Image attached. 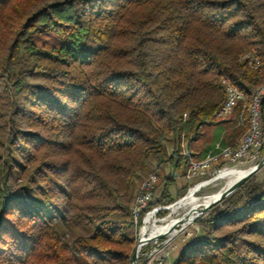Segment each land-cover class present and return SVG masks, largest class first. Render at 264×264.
Segmentation results:
<instances>
[{
    "label": "trees",
    "instance_id": "16d2710c",
    "mask_svg": "<svg viewBox=\"0 0 264 264\" xmlns=\"http://www.w3.org/2000/svg\"><path fill=\"white\" fill-rule=\"evenodd\" d=\"M223 80L246 97L264 83V0H0V264H131L139 183L168 165L153 204L175 201L183 145L225 130ZM250 180L173 264H264Z\"/></svg>",
    "mask_w": 264,
    "mask_h": 264
},
{
    "label": "built area",
    "instance_id": "2783aa9c",
    "mask_svg": "<svg viewBox=\"0 0 264 264\" xmlns=\"http://www.w3.org/2000/svg\"><path fill=\"white\" fill-rule=\"evenodd\" d=\"M252 68L257 69L261 65L259 58L246 55ZM225 99L217 112V119L223 120L231 115L234 109L240 105L241 113L238 124H243L247 120V129L240 139L233 145H223L217 142L208 151L203 159L195 160L193 152L188 146H184L183 155L190 159L186 179L191 180L212 170L213 173L222 169L241 163L244 159L258 153L264 146V127L261 123V104L264 101V83L257 86L249 97L231 84L223 80ZM158 182V175L155 172L146 176L139 185L134 202L132 204V222L134 225L138 264H163V256L159 253L158 246L162 243V238L167 241L177 235V228L168 230L159 237L163 231H157V227L168 223V216H162V212L169 210V205H152L154 200V189ZM166 241V242H167Z\"/></svg>",
    "mask_w": 264,
    "mask_h": 264
},
{
    "label": "rangeland",
    "instance_id": "374dc122",
    "mask_svg": "<svg viewBox=\"0 0 264 264\" xmlns=\"http://www.w3.org/2000/svg\"><path fill=\"white\" fill-rule=\"evenodd\" d=\"M44 38L47 39L48 43L50 44L56 42V40L52 38L51 36H44ZM236 113H237V110H234L233 113L229 115L226 119L220 120L226 123V125L229 127L231 126V124L233 125L232 128L230 127L228 133L230 134V136L233 138V141L235 142H237L242 136V134L245 132L243 125L234 126ZM219 127H220L219 121L216 125L206 127L204 129L202 137L198 141L193 142L192 147H190V149L192 148V150L201 152L206 146H208L211 143L212 136L213 137L219 136L221 132ZM162 141L165 147L167 148L168 153L170 154L172 151V142L168 140V138H163ZM262 155H264V153H261L260 151L257 154L253 153L251 157L244 159L241 163L231 165L229 166V168H237V169L250 168L251 166L257 164L261 160ZM195 160H199V159L196 157ZM170 171H171V168L168 165L157 166V163L155 161L151 163L150 172H155L158 175V182L154 189L153 202L155 201V199L159 198L162 192L164 176L168 175ZM224 171L225 170L221 172H224ZM219 172L220 171L213 173L212 170H209L208 173L204 174L203 176H200V177H197L191 180H187L186 178L185 179L177 178L176 182L170 187V193H171V196L175 199L173 203L175 204L177 201L178 202L175 204V207L172 210L169 209V210H165L162 212V216H168L170 214L167 220L168 223L166 225L170 223H174L178 218L183 216V213H184V211L182 210L183 203H180L179 200L183 196H185L188 193V190L190 188L192 189L194 185L197 186L203 181L213 179L208 184L203 186L199 191L191 194L188 198H186L185 202L191 201L196 196L217 193L224 186V183H225L223 179L218 178V175L221 173ZM250 179H251L250 180L251 183H254V184L264 183V166H262ZM183 187H187V190L185 191L183 196L178 198V196L182 193ZM153 202H152V205H155L153 204ZM228 205L233 206L235 208H240L242 206L241 203H237L234 205L227 203V204L218 205L217 209L221 210L223 208H226ZM201 216L203 217L204 220L209 217L208 214H205V215L203 214ZM178 230L179 232L177 233V235H175L171 240L167 241L166 238H162V243H160V245L158 246L159 253L163 256V264H173V262L176 260V258L180 255V253L184 249L193 245L199 239V237L206 236L203 225L196 223V221L191 222L185 227L179 226Z\"/></svg>",
    "mask_w": 264,
    "mask_h": 264
},
{
    "label": "bare ground",
    "instance_id": "6f19581e",
    "mask_svg": "<svg viewBox=\"0 0 264 264\" xmlns=\"http://www.w3.org/2000/svg\"><path fill=\"white\" fill-rule=\"evenodd\" d=\"M251 167H253V166H251ZM250 168L237 169V168H229V166H228V167L222 169L221 171H223V170H225V171L224 172L220 171L221 173L219 172L220 174L218 173L219 175L218 174L217 175H218V178L223 179L225 183H224V186L217 193H215V194H207V195L204 194V195H201V196H196L191 201L185 202L186 198H188L191 194L199 191L203 186L208 184L213 179H209V180L203 181L202 183H200L197 186L194 185L195 186V187L193 186L194 188L193 187H192V189L190 188L188 194L184 198L179 200L180 203H183L182 210L184 211L183 217L185 219V221L182 224V226L185 227L186 225L190 224L192 222L193 217L196 214V211H198L201 206H204V205L208 204L209 202H211L218 195V193H220L223 189L228 187L236 179L240 178L242 175L247 173V171ZM178 219L174 223H170L168 225L157 227V231H163V230L167 229L168 227H170L171 225L177 224Z\"/></svg>",
    "mask_w": 264,
    "mask_h": 264
},
{
    "label": "water",
    "instance_id": "95a60500",
    "mask_svg": "<svg viewBox=\"0 0 264 264\" xmlns=\"http://www.w3.org/2000/svg\"><path fill=\"white\" fill-rule=\"evenodd\" d=\"M262 166H264V155H262L261 160L257 164L253 165V167H251L247 171V173H245L244 175H242L240 178L236 179L228 187H226L220 193H218V195L211 202H209L208 204H206L203 207H201L198 211H196V214L193 217L192 222L193 221H196L197 218H199L201 215L205 214L212 206L216 205L217 203H219L220 201H222L224 198L228 197L235 190H237L249 178H251ZM189 190H188V192H189ZM185 196H183L182 198H184ZM173 204L174 203H172L171 205H173ZM184 221H185L184 220V217L183 216L180 217L178 219L177 224H173L170 227H168L167 229H165V231L162 234H160L159 237H163L168 232V230H173V229H176V228H177L176 230H177V233H178L179 232L178 227L179 226L183 227L182 224L184 223ZM131 264H138L137 246L134 247L133 253L131 255Z\"/></svg>",
    "mask_w": 264,
    "mask_h": 264
},
{
    "label": "crops",
    "instance_id": "0c3cea01",
    "mask_svg": "<svg viewBox=\"0 0 264 264\" xmlns=\"http://www.w3.org/2000/svg\"><path fill=\"white\" fill-rule=\"evenodd\" d=\"M221 126L225 127V130L222 132V134L220 135V137L216 141H214L213 136H212L211 143L208 146L214 145L217 142L224 143V142H227V141H232V143H234V144L236 143L235 141H233V138L232 137H229L230 134L228 133L230 127L232 128L233 125L231 124V126L229 127V126L226 125V123H223ZM191 147H192V145H191ZM191 150H192V148H191ZM192 152L194 153V155L197 158H199V159L202 158V157L199 156L202 151L201 152H198V151L192 150Z\"/></svg>",
    "mask_w": 264,
    "mask_h": 264
}]
</instances>
